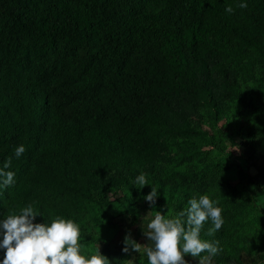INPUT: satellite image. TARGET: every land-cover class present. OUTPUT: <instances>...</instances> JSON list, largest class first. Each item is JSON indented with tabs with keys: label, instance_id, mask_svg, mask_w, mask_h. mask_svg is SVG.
Instances as JSON below:
<instances>
[{
	"label": "trees",
	"instance_id": "1",
	"mask_svg": "<svg viewBox=\"0 0 264 264\" xmlns=\"http://www.w3.org/2000/svg\"><path fill=\"white\" fill-rule=\"evenodd\" d=\"M47 1L52 8L43 0H0V168L11 157L6 171L16 173L13 185L0 188L1 219L32 204L40 214L34 223L59 216L81 227L86 204L104 199L94 198V191L110 187L117 195L128 185L122 169L139 158L140 146L151 148L171 134L145 119L151 117H138L131 122L136 142L130 146L90 121L79 94L94 72L112 73L116 92L137 102L148 99L164 113L173 97L184 94L215 108L212 73L227 80L223 98L243 104L226 60L238 65L249 54L264 73V0ZM228 6L233 13L225 11ZM60 55L73 63L61 62L55 78L46 80L41 69L33 72V64ZM75 59L89 61L93 72L75 68ZM241 69L250 72V60ZM21 144L26 151L17 158L14 150ZM159 190L156 200L180 193L168 184ZM248 193L245 203L263 218ZM128 201L125 206L127 199L117 200L135 217L137 209Z\"/></svg>",
	"mask_w": 264,
	"mask_h": 264
},
{
	"label": "rangeland",
	"instance_id": "2",
	"mask_svg": "<svg viewBox=\"0 0 264 264\" xmlns=\"http://www.w3.org/2000/svg\"><path fill=\"white\" fill-rule=\"evenodd\" d=\"M43 1L44 6L52 8V1ZM63 47L60 44V48ZM60 56L43 58L33 64V72L36 68L41 69L46 80L55 78L62 69L61 62L67 65L73 63L71 56ZM84 57L88 58V55ZM248 60L252 69L243 73L241 67ZM257 60L254 57L249 59V54H246L238 65L227 60L224 62L228 77L234 79L237 90L244 98L243 104L224 99L222 92L227 80L217 73L209 75L218 94L215 108L211 109L184 94L173 97L164 113L159 104L148 99L137 102L116 92L117 83L112 73L94 72L90 76L79 94L80 108L90 121L122 137L130 146L136 142L131 122L134 119L140 121L138 117H151L145 119L171 134L164 133V138L151 148L140 146L139 158L134 156V164L122 169L128 185L117 195H112L110 187L94 191V198L104 199L101 204H86L88 214L83 215L81 222V230L86 235L83 241L86 251L83 253H94L97 243L104 255L106 245L126 234L131 239L136 236L138 243H147L142 231L146 221L142 222V218L149 210L162 214L168 210L180 212L188 207L190 198L207 194L210 199L219 202L224 220L222 228L213 236L205 235L212 227L210 221L205 223L201 233L204 239L218 240L222 248L212 258L211 264H264V219L245 203L246 192H249L245 182L250 174V165L246 162L251 155L264 154V73L262 63ZM89 63L86 59H75L74 67L89 68ZM93 70L90 67L88 72ZM75 108L78 110V106ZM188 126L200 135L189 134ZM133 153L138 154V147L133 149ZM141 172L147 174L150 185L139 189L134 181ZM104 182L108 184L109 180ZM162 184L172 185L180 193L173 199H167L164 194L155 205H150L144 197L151 191V186L157 187L159 193ZM176 198H179L180 206L175 205ZM119 199H127L125 206L130 204L129 199L132 200L133 210L137 209L138 215H129L127 207L118 204ZM90 242L95 245H89ZM187 258L198 263L190 255Z\"/></svg>",
	"mask_w": 264,
	"mask_h": 264
},
{
	"label": "clouds",
	"instance_id": "3",
	"mask_svg": "<svg viewBox=\"0 0 264 264\" xmlns=\"http://www.w3.org/2000/svg\"><path fill=\"white\" fill-rule=\"evenodd\" d=\"M238 7L246 8L247 4L240 3ZM225 11L231 14L234 9L228 6ZM25 151L21 144L15 148L14 154L19 158ZM11 163L12 158L8 157L0 168V188L15 183L16 173L6 171ZM146 177L147 174L141 172L134 184L139 185V189L150 185ZM157 189L151 186V191L144 197L150 205H155ZM187 204L185 210L176 213L149 210L142 218L146 224L141 225L147 243H138L126 234L122 251L127 253L131 247L134 252L142 253L148 264H188L184 259L188 255L196 258L198 264H211L222 248L218 240L204 239L201 233L209 221L212 227L208 228L206 236L211 237L222 228V208L207 194L193 196ZM37 215L40 214L33 205L28 204L18 213L0 219V249L5 250L0 264H110L97 243L94 253L82 252L86 235L76 222L57 216L43 223H34ZM123 264H134V260H124Z\"/></svg>",
	"mask_w": 264,
	"mask_h": 264
},
{
	"label": "crops",
	"instance_id": "4",
	"mask_svg": "<svg viewBox=\"0 0 264 264\" xmlns=\"http://www.w3.org/2000/svg\"><path fill=\"white\" fill-rule=\"evenodd\" d=\"M246 163L247 165H250L248 168L251 175L249 174L245 183L250 193L251 204L262 214L264 218V155L260 153L251 155ZM134 232H136V230ZM136 233H138V231ZM133 238V240L137 242L136 236H133ZM123 239L124 237H119L118 240H114L112 243L103 248L104 255L109 259L110 264H123V261L128 259L134 260V264H148L147 258L144 257L142 253L139 254L134 252L131 247H129V251L127 253L123 252ZM184 259L188 262V264H198L193 260H188L187 256H185Z\"/></svg>",
	"mask_w": 264,
	"mask_h": 264
}]
</instances>
